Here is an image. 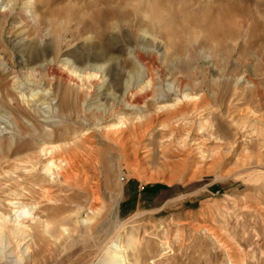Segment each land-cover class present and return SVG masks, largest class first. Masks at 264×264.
<instances>
[{
  "label": "rangeland",
  "instance_id": "1",
  "mask_svg": "<svg viewBox=\"0 0 264 264\" xmlns=\"http://www.w3.org/2000/svg\"><path fill=\"white\" fill-rule=\"evenodd\" d=\"M183 91L202 108L192 138L218 153L202 172L162 155L187 135L161 125ZM120 121L125 147L109 139ZM75 146L95 206L44 170ZM63 217L56 241L45 223ZM11 230L0 264H111L117 246L124 264H264V0H0V239Z\"/></svg>",
  "mask_w": 264,
  "mask_h": 264
},
{
  "label": "bare ground",
  "instance_id": "2",
  "mask_svg": "<svg viewBox=\"0 0 264 264\" xmlns=\"http://www.w3.org/2000/svg\"><path fill=\"white\" fill-rule=\"evenodd\" d=\"M184 83L185 82L182 81L179 88H182L184 90L188 89L187 88L188 85H186ZM144 94L145 95L147 94V95L144 96V98H143L144 100L141 103H147L152 98V95L148 94V91L144 92ZM181 95H183V98H184L183 100H185L184 105L174 106L173 107L174 108L173 113L171 115L167 116V119L164 122H162L161 125L163 128H166L168 126V124H170L169 122L172 120H176L177 123H178V121L179 122L181 121V122H183L182 124H184L183 126L188 128L187 129V135L186 136L184 135V137H182L181 139H178V140H176V139L173 141L169 140L171 142L168 143L167 147L162 148L163 149L162 155L164 158H167L169 155H172V157H176V158L180 159L179 164H180V166H182V168L180 167L179 170H181V171L186 170L188 166L192 165V168H195V172H202L203 168L200 167L199 163L201 162V163L205 164L209 158L216 156V154H218V153L214 152L215 150L212 152L208 148L204 147V145H203L204 139L202 140V138L199 136L200 135L199 133L196 132V134H195L196 136L194 138H192V135H194V130L192 129V126L194 124V118L193 117H194V114H196V113H197V116L201 115L202 108H199L198 104L193 106L192 105L193 103L191 101H193L194 99L192 98V100H191L189 95H187L185 92L184 93L181 92ZM135 107H137V106L128 105V109H133ZM190 117H191V120H190ZM120 120H122V119H120ZM157 122H158L157 118L155 120H153V119L149 120V122H147L146 126H145V127H147V129L146 130L143 129V130L146 132L151 131V129L154 128V126ZM121 124H123V123L120 121L118 123V125L115 126V128H109L108 129V132L110 134L109 139L112 143L117 144L118 146H124L125 147L126 142L130 138V131L127 130V128H123V125H121ZM120 125H121V127H120ZM238 125H240V124H238ZM174 126H175V124H174ZM100 127H101V125H100ZM200 128L202 129L203 126L202 127L200 126ZM245 129L246 128H244V127H242L241 129L239 128V132H243ZM172 132H174V130ZM137 143L141 144V142H137ZM220 148H221V146H220ZM231 148H233V147H231ZM56 150L57 151H53L54 153H52L50 151L52 153V156H51L50 160L45 163L44 170L48 173L52 172V175L54 177H56L57 179L58 178L61 179V181L66 184L68 189L74 190L75 188L76 189L78 188L79 190H87L86 187L87 188L89 187V190L92 193V204H94V206H95L97 204V202L100 201V199H101V188L102 187H101V184H99V183L93 184L92 186H90L92 182L90 183L89 181L92 180V178L89 177V175L86 173V171L84 169L85 165H90V166L93 165L94 159L89 158V161L86 159L84 160L81 152H79V149L76 148V146L74 148L58 147ZM91 154H92V152H91ZM90 157H91V155H90ZM151 158H152V156H151ZM96 161H98V159H96ZM67 202H70V200H67ZM74 203H76V202H74ZM99 203H101V202H99ZM17 204L15 203V204H13V206H16ZM90 206H91V204H90ZM79 208L81 209V205H79ZM91 209L94 211H97V212L99 211L96 207H94V209L93 208H91ZM28 211H29V209H27L25 206H22V204H21V207H19L16 211L17 215L15 216V220L20 221L19 219H21L23 216L27 215ZM95 219H97V218H95ZM86 221L89 222V221H91V219H86ZM98 221L95 222L94 225L92 226V228H89L88 230L91 232L92 231L94 232V230L95 231L98 230L100 227L99 226L100 222H98ZM67 222H68L67 217L66 218L63 217L61 220L55 222V223H57V226L54 225L55 223L53 224L52 222L47 221L45 223V227H46V229H49V230H46V233H47L46 235H49L51 238L55 239L56 241L59 240L61 237H63L65 235L66 231H69L66 227ZM51 226H52V228H51ZM114 229L117 230L116 227ZM11 231H10L9 235L8 234L1 235V239H0L1 245L9 242L8 239H9V237L11 238L12 234H13V231H12V233H11ZM99 233H101V231ZM46 235L45 236L42 235L41 239L43 238L42 240H45V239L48 240ZM92 237H94V236H92ZM23 241L22 240L19 241L20 245H18V247H19L18 250H20L21 244ZM9 246H10V244H8V247ZM116 249L118 252L111 258L110 263L111 264H124V261H123V253L125 252L124 248L122 246H117ZM22 251H23L22 252L23 253V259L25 257L29 262L35 261L36 259H38L41 256L38 252L37 253L36 252L30 253V247H28V246L27 247L24 246ZM7 253H9V252H7ZM12 255H14V254L11 252L8 255V257L11 258L10 256H12ZM14 258H15V256H14ZM21 260L22 259L19 258L17 263H19V261H21Z\"/></svg>",
  "mask_w": 264,
  "mask_h": 264
}]
</instances>
